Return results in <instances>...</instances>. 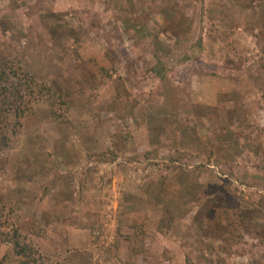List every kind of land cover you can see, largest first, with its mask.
<instances>
[{
    "label": "rangeland",
    "instance_id": "1",
    "mask_svg": "<svg viewBox=\"0 0 264 264\" xmlns=\"http://www.w3.org/2000/svg\"><path fill=\"white\" fill-rule=\"evenodd\" d=\"M19 56L0 264H264V0H0Z\"/></svg>",
    "mask_w": 264,
    "mask_h": 264
},
{
    "label": "trees",
    "instance_id": "2",
    "mask_svg": "<svg viewBox=\"0 0 264 264\" xmlns=\"http://www.w3.org/2000/svg\"><path fill=\"white\" fill-rule=\"evenodd\" d=\"M199 1L202 3V0ZM2 28L7 30L8 27L3 24ZM4 30L3 33H5ZM103 73L108 74L104 71ZM98 85L100 86L99 83ZM45 98L61 100L62 96L58 98L57 92H54L48 83L39 82L33 74L27 71L20 56L0 61V154L14 150L18 140L16 137L19 136L22 127L21 120L34 100L44 101ZM14 233L16 237H12L11 243L16 256L21 259L20 264H40L41 261V264H46L34 248L20 242L19 231Z\"/></svg>",
    "mask_w": 264,
    "mask_h": 264
}]
</instances>
